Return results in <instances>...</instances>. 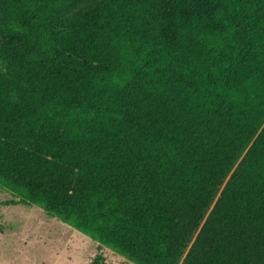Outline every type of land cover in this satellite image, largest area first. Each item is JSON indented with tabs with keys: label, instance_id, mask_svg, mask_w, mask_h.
<instances>
[{
	"label": "trees",
	"instance_id": "obj_1",
	"mask_svg": "<svg viewBox=\"0 0 264 264\" xmlns=\"http://www.w3.org/2000/svg\"><path fill=\"white\" fill-rule=\"evenodd\" d=\"M0 179L135 264H264V0H0Z\"/></svg>",
	"mask_w": 264,
	"mask_h": 264
},
{
	"label": "rangeland",
	"instance_id": "obj_2",
	"mask_svg": "<svg viewBox=\"0 0 264 264\" xmlns=\"http://www.w3.org/2000/svg\"><path fill=\"white\" fill-rule=\"evenodd\" d=\"M196 10L207 9L201 5ZM166 14L173 20L175 10H167ZM184 14L189 15L188 12ZM16 43L6 42L10 45ZM24 198L22 191L12 189L0 179V264H93L98 255L106 264H135L106 247H100L86 235V241L76 237L68 253L61 258L62 241L67 235L62 234L57 218L38 205H13Z\"/></svg>",
	"mask_w": 264,
	"mask_h": 264
},
{
	"label": "crops",
	"instance_id": "obj_3",
	"mask_svg": "<svg viewBox=\"0 0 264 264\" xmlns=\"http://www.w3.org/2000/svg\"><path fill=\"white\" fill-rule=\"evenodd\" d=\"M58 222H59V226L63 229V235H67V238H65L63 241H62V246H61V251L62 252V256L61 258L66 254L68 253V249H69V246L72 245L73 243V240L76 238V237H80L81 239H84V241H86L85 238V235H81L82 233L77 231L76 229L72 228L71 226L63 223L62 221H60L59 219H57ZM88 239V238H87ZM90 240V239H89ZM64 249V250H62Z\"/></svg>",
	"mask_w": 264,
	"mask_h": 264
}]
</instances>
